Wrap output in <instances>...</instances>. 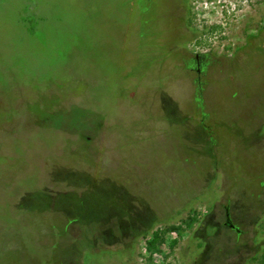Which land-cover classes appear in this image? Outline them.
I'll return each instance as SVG.
<instances>
[{
  "label": "rangeland",
  "instance_id": "rangeland-1",
  "mask_svg": "<svg viewBox=\"0 0 264 264\" xmlns=\"http://www.w3.org/2000/svg\"><path fill=\"white\" fill-rule=\"evenodd\" d=\"M49 197L85 229L197 213L93 264H264V0H0V264L52 257Z\"/></svg>",
  "mask_w": 264,
  "mask_h": 264
},
{
  "label": "trees",
  "instance_id": "trees-1",
  "mask_svg": "<svg viewBox=\"0 0 264 264\" xmlns=\"http://www.w3.org/2000/svg\"><path fill=\"white\" fill-rule=\"evenodd\" d=\"M52 195L65 198L66 193H52ZM46 208L57 212V216L61 220L58 224H55L56 226L48 238L47 245L51 250L52 257L46 256L45 264H66L65 261L70 259L72 261L76 260V264L78 262L79 264H93L102 260L105 256L114 255L121 258V246L128 245L131 247V244L141 236L144 238L145 252L160 254L162 253L161 246L164 244L171 251L182 232L191 229L193 223L197 220V213L191 210L178 223H166L153 227L156 222L153 213L147 212L144 215L142 213L136 217H130L127 213H124L122 214L123 219H118L115 225L110 223L105 227H102V225L89 227V222H87L85 229L83 226L85 222L78 220L80 217L76 214V210L71 213L68 211L69 209L61 212L60 209L55 207L53 199L50 197ZM235 230L237 231V229ZM72 231L75 235L71 238ZM169 233H173L175 236L167 239L166 236ZM146 234H149V237L145 236ZM109 243L117 247H110V245H107ZM166 255L167 253H163L161 260L158 262L151 261L142 254L140 264H166L164 262ZM253 259L264 262V253Z\"/></svg>",
  "mask_w": 264,
  "mask_h": 264
},
{
  "label": "flooded vegetation",
  "instance_id": "flooded-vegetation-1",
  "mask_svg": "<svg viewBox=\"0 0 264 264\" xmlns=\"http://www.w3.org/2000/svg\"><path fill=\"white\" fill-rule=\"evenodd\" d=\"M181 5V4H180ZM172 7V6H171ZM170 7V14L172 13V11L174 10L173 8H171ZM181 9V6H178V11H176L175 12V10L173 11V14L174 13H176V15H170V18L169 19H171V17H173L174 19L172 20L173 22L172 23H170L169 24V26H170V28H172L173 29V32H174V34H177V32L178 33H180L181 34V30H182V26H184L185 25V22H186V19H185V16L184 15H181L180 14V10ZM178 14V15H177ZM197 57H198V54L197 53H195L194 54V58H195V61H197ZM196 71H197V69H196ZM226 220H227V223H226ZM224 223L226 224V225H228V227H230V228H235L234 226H233V224H231L230 222H229V220H228V217H227V212H226V209H225V219H224ZM236 229V228H235Z\"/></svg>",
  "mask_w": 264,
  "mask_h": 264
},
{
  "label": "water",
  "instance_id": "water-1",
  "mask_svg": "<svg viewBox=\"0 0 264 264\" xmlns=\"http://www.w3.org/2000/svg\"><path fill=\"white\" fill-rule=\"evenodd\" d=\"M226 223H227V220H226Z\"/></svg>",
  "mask_w": 264,
  "mask_h": 264
}]
</instances>
